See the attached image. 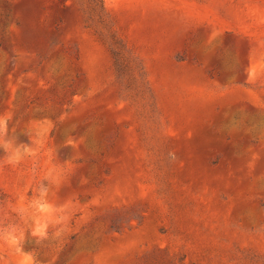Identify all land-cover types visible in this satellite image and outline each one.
I'll list each match as a JSON object with an SVG mask.
<instances>
[{
  "label": "rangeland",
  "instance_id": "1",
  "mask_svg": "<svg viewBox=\"0 0 264 264\" xmlns=\"http://www.w3.org/2000/svg\"><path fill=\"white\" fill-rule=\"evenodd\" d=\"M0 0V264H264V0Z\"/></svg>",
  "mask_w": 264,
  "mask_h": 264
},
{
  "label": "trees",
  "instance_id": "2",
  "mask_svg": "<svg viewBox=\"0 0 264 264\" xmlns=\"http://www.w3.org/2000/svg\"><path fill=\"white\" fill-rule=\"evenodd\" d=\"M85 23L95 28L114 59L121 92L128 98L141 97L155 105L139 58L128 48L114 28V21L107 11L103 0H78Z\"/></svg>",
  "mask_w": 264,
  "mask_h": 264
}]
</instances>
